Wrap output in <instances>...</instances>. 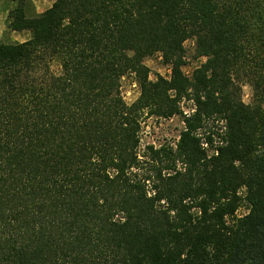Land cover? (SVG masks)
Here are the masks:
<instances>
[{
    "label": "trees",
    "instance_id": "16d2710c",
    "mask_svg": "<svg viewBox=\"0 0 264 264\" xmlns=\"http://www.w3.org/2000/svg\"><path fill=\"white\" fill-rule=\"evenodd\" d=\"M9 1L30 38L0 42V264H264V0ZM174 116V146L141 152Z\"/></svg>",
    "mask_w": 264,
    "mask_h": 264
},
{
    "label": "rangeland",
    "instance_id": "374dc122",
    "mask_svg": "<svg viewBox=\"0 0 264 264\" xmlns=\"http://www.w3.org/2000/svg\"><path fill=\"white\" fill-rule=\"evenodd\" d=\"M53 0H30L27 7L28 16H39L47 10ZM16 4L9 0H0V42L5 44L22 43L30 38L29 32H15L9 29V14ZM186 65L182 67L183 73L190 77L193 70L205 61V58H195L194 41L188 40L184 43ZM143 64L150 70L149 78L155 79L156 75L169 78L170 66L164 64L160 54H155L143 61ZM241 83V99L244 104H250L252 100V88L245 80ZM120 92L125 103H133L139 96V87L133 75H126L120 81ZM183 114H190L193 111L191 102L183 100L180 104ZM140 134V151L143 152L146 145L159 147L168 144L174 146L183 128L182 117L174 116L170 119H144ZM247 213L244 206L236 212V216Z\"/></svg>",
    "mask_w": 264,
    "mask_h": 264
}]
</instances>
